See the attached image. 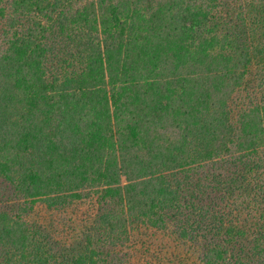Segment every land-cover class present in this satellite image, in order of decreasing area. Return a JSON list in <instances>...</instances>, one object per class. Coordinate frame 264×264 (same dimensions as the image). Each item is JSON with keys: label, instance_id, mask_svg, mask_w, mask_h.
Segmentation results:
<instances>
[{"label": "trees", "instance_id": "trees-1", "mask_svg": "<svg viewBox=\"0 0 264 264\" xmlns=\"http://www.w3.org/2000/svg\"><path fill=\"white\" fill-rule=\"evenodd\" d=\"M90 201L86 230L33 215ZM246 207L264 0H0V264H264Z\"/></svg>", "mask_w": 264, "mask_h": 264}, {"label": "rangeland", "instance_id": "rangeland-1", "mask_svg": "<svg viewBox=\"0 0 264 264\" xmlns=\"http://www.w3.org/2000/svg\"><path fill=\"white\" fill-rule=\"evenodd\" d=\"M98 213L99 211L97 204L94 201H90L79 203L67 209H53L47 207L44 204H39L36 206L33 215L35 218H38L42 221L50 220L51 222H63L71 220L74 224V228L77 231H80L82 228L86 230V228L91 227L99 216ZM240 219L244 220V223L249 224L250 226L252 224L253 226H256L258 223L263 222V219L262 221H259L258 213H250L248 207H246L245 212L240 215ZM114 249L116 250V248ZM121 250L116 251L125 255L124 258H126V263L128 262L129 264H148L147 259H149L150 257H142V251L146 254L147 250L143 243L135 244L129 242L127 245L122 247ZM186 254L184 253V258L181 259L182 261L178 260L177 264H192L196 262L197 257ZM153 263H155V261H153Z\"/></svg>", "mask_w": 264, "mask_h": 264}]
</instances>
